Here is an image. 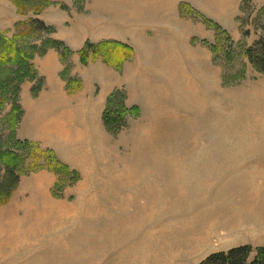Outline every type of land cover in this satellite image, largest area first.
<instances>
[{
	"label": "rangeland",
	"instance_id": "obj_1",
	"mask_svg": "<svg viewBox=\"0 0 264 264\" xmlns=\"http://www.w3.org/2000/svg\"><path fill=\"white\" fill-rule=\"evenodd\" d=\"M22 10L35 16L0 29V54L7 39L27 54L55 39L70 53H37L33 77L6 98L0 89V148L19 154L0 160V221L14 223L0 227V264H199L243 244L264 246V227L248 210L257 186L262 192L264 160H253L247 114L264 108V74L247 54L264 43V0H238L232 15L181 2L172 25L156 31L165 34L151 36L138 55L116 39L87 40L131 47L120 67L101 55L84 65L87 41L75 49L51 26L27 34L40 13L30 4ZM49 50L57 73L41 70ZM17 68L2 66L0 81L15 78ZM55 81L66 97L78 95L77 109L64 95L45 97L26 116L23 86L35 100ZM113 94L127 111L112 127L106 114ZM26 140L30 146L16 144ZM48 150L55 163L42 153Z\"/></svg>",
	"mask_w": 264,
	"mask_h": 264
},
{
	"label": "crops",
	"instance_id": "obj_2",
	"mask_svg": "<svg viewBox=\"0 0 264 264\" xmlns=\"http://www.w3.org/2000/svg\"><path fill=\"white\" fill-rule=\"evenodd\" d=\"M49 2L36 17L45 22L46 25L55 29V36L66 41L71 47L78 49L87 40L93 42L116 39L118 41L129 43L135 47L136 54L143 52L144 46L153 40L151 36H163L165 33L156 32L159 27L163 28V23L167 26V21L175 18L178 5L181 2L190 3L192 5L209 6V10L215 14H234L238 0H45ZM81 1L82 9L78 7ZM80 5V4H79ZM32 15H23L20 13L18 6L13 0H0V29H9L14 26L19 20L27 19ZM35 16V15H34ZM162 24V25H161ZM168 29V27H166ZM165 29V28H164ZM169 33V32H168ZM167 36H172L171 34ZM173 34V32H172ZM174 35V34H173ZM152 44V43H151ZM183 53V51H182ZM189 53V52H188ZM187 53V55H188ZM41 70L50 71L51 74L57 73L60 69L57 54L55 50H49L46 57L39 63ZM55 79V76H52ZM50 82V81H49ZM252 86V85H251ZM255 90V86H252ZM24 93L28 95L26 103H23L26 109V116L34 115L35 103L43 101L50 97V100L61 99L63 95H67L64 90V83H51L49 91H43L35 100L30 99L28 84L23 86ZM253 90V89H252ZM256 93V90H255ZM259 98L264 99V92L258 93ZM257 95V94H256ZM78 95L71 97L65 96L68 103H71L73 109H77L74 102L77 101ZM24 97V96H23ZM32 101H29V99ZM103 102L97 107V115L103 109ZM54 108V103H52ZM37 110L41 108L36 107ZM247 110V114L252 118L251 133L252 138H255V143L252 145L255 158L253 160H264V108L260 113L256 110ZM54 114L53 111H50ZM33 118V116H32ZM40 116L36 119L39 120ZM55 122V119H53ZM56 123V122H55ZM61 122L57 131H61ZM42 142H47L46 138H39ZM254 142V141H253ZM44 176V173H39ZM50 180H46L43 185L49 186ZM259 186L263 187L262 192H256L252 195L253 203L248 209L254 223L259 224V227H264V180ZM259 193V194H258ZM262 197H261V196ZM12 217V216H11ZM13 219V217H12ZM12 222L6 220L0 221V227L5 226L12 229ZM0 228V242L3 230ZM264 234V233H263ZM12 231L10 232L9 240L12 238ZM8 240V241H9ZM6 241V242H8ZM3 242L2 244H5ZM249 243V242H248ZM244 245V244H243ZM246 245V244H245Z\"/></svg>",
	"mask_w": 264,
	"mask_h": 264
},
{
	"label": "trees",
	"instance_id": "obj_3",
	"mask_svg": "<svg viewBox=\"0 0 264 264\" xmlns=\"http://www.w3.org/2000/svg\"><path fill=\"white\" fill-rule=\"evenodd\" d=\"M15 4L18 6L19 11L24 12L23 4H30L34 7V11L36 14L40 13L47 5H49L48 1L45 0H13ZM25 23V22H23ZM21 23V24H23ZM27 23V22H26ZM29 26V27H28ZM27 29L30 34L32 32H36L38 29L40 30H48V32L53 29L47 26L43 21L33 18L27 24ZM12 40L7 39L6 44L0 54V68L2 66L8 67L10 65H17V70L14 75L15 78H2L0 81V89L4 90L5 98L8 94H10L11 87L16 84L19 88L20 84L25 82L28 78L33 77L34 74V64L31 63L32 58L37 53L44 54L50 48L61 49L64 52H69V49L65 44L55 39L47 40L44 45L41 47L34 46V52L32 54H27L21 48H18L14 45ZM70 53V52H69ZM249 61L252 63L255 68L264 74V43L263 41L259 42L256 47H252L247 52ZM102 56L104 60L116 67H120L123 65L125 61L130 59L133 56V50L128 45L120 43L118 41H106L99 44L92 43L87 41L81 50V60L84 65L89 64L91 60H95L98 56ZM19 92V90H18ZM117 94L111 95L109 99V107L107 108L106 121L107 123L113 127V123H116L120 117V114H125L127 111L126 107L121 103H116ZM5 102V101H3ZM116 106L121 107L120 112H118V116H114L116 111ZM21 113V108L18 104H14L13 107V115ZM18 147L30 146L31 142L26 141H16ZM45 156H47V161H52L55 163V155L51 150L42 151ZM19 154L15 150H2L0 148V160H18ZM60 168L67 170V167L60 163H56ZM18 178V176H16ZM254 255V256H253ZM199 264H264V246L261 247H253L252 245H240L229 249L227 251H219L210 254L207 256L202 262Z\"/></svg>",
	"mask_w": 264,
	"mask_h": 264
}]
</instances>
